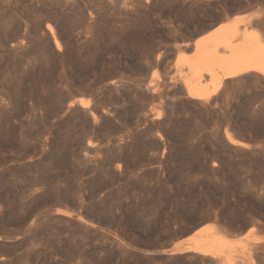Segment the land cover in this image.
<instances>
[{"label": "rangeland", "instance_id": "obj_1", "mask_svg": "<svg viewBox=\"0 0 264 264\" xmlns=\"http://www.w3.org/2000/svg\"><path fill=\"white\" fill-rule=\"evenodd\" d=\"M254 11L264 33V0H0V264H220L185 249L207 224L264 264V76L193 99L173 63Z\"/></svg>", "mask_w": 264, "mask_h": 264}, {"label": "bare ground", "instance_id": "obj_2", "mask_svg": "<svg viewBox=\"0 0 264 264\" xmlns=\"http://www.w3.org/2000/svg\"><path fill=\"white\" fill-rule=\"evenodd\" d=\"M257 16L258 11H254L236 14L219 21L197 36L192 42V47L188 45L189 43L183 45L186 49L188 46L193 49L190 57H187L190 53L183 55V50L177 49L173 63H176L179 75L184 74L181 79L182 86L190 98L208 99L218 91L227 78L250 72L264 76V33L256 27L254 19ZM47 28L53 33L51 26L47 25ZM53 40L58 46L55 37ZM189 47L188 49H191ZM87 102L84 98L79 99L82 105H87L89 103ZM227 137L233 143H240L230 136ZM193 234L189 238L191 242L185 246L186 250L204 256H214L220 264H233L228 262L230 252L222 250L224 246L228 250L231 246L224 244L223 235L215 231L213 225H204Z\"/></svg>", "mask_w": 264, "mask_h": 264}, {"label": "trees", "instance_id": "obj_3", "mask_svg": "<svg viewBox=\"0 0 264 264\" xmlns=\"http://www.w3.org/2000/svg\"><path fill=\"white\" fill-rule=\"evenodd\" d=\"M256 151H258V150L256 149ZM245 153L247 154V160H253V159H255L254 156H252L253 153L250 150L246 151ZM243 160L244 159H242L240 156H238L236 154H233V155H231V157H229V158H222L220 161H221V165H222V162H224V161H226V162L234 165V164L240 163ZM167 175H168V172H167ZM237 195L238 194L235 193V196L236 197H237ZM237 199H239V198L237 197ZM222 213L223 212L221 211V216H222Z\"/></svg>", "mask_w": 264, "mask_h": 264}]
</instances>
